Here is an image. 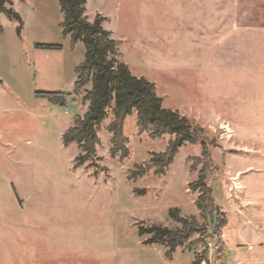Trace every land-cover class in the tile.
I'll use <instances>...</instances> for the list:
<instances>
[{"label": "rangeland", "instance_id": "1", "mask_svg": "<svg viewBox=\"0 0 264 264\" xmlns=\"http://www.w3.org/2000/svg\"><path fill=\"white\" fill-rule=\"evenodd\" d=\"M85 7L90 20L104 18L122 61L155 84L163 107L210 131L208 184L226 228L217 230L189 189L203 167L192 170L200 143L180 147L163 175L151 169L130 178L168 140L137 133L135 114L124 125L127 158L111 155L109 108L95 153L77 164L84 152L62 135L87 111L90 84L72 93L84 46L62 35L58 0H12L20 36L18 21L0 12V162L22 178V195L42 196L28 207L58 211L73 230L74 259L88 264H264V0H86ZM36 92L70 97L60 105ZM172 210L199 231L172 249L147 243L153 234L141 228H182Z\"/></svg>", "mask_w": 264, "mask_h": 264}, {"label": "trees", "instance_id": "2", "mask_svg": "<svg viewBox=\"0 0 264 264\" xmlns=\"http://www.w3.org/2000/svg\"><path fill=\"white\" fill-rule=\"evenodd\" d=\"M62 14L61 28L64 37L69 36L74 45L81 42L84 46L83 60L75 67L77 78L73 94L80 96L82 90L90 84L82 100L88 102V109L83 115L73 118L72 125L63 133L65 146L77 143L84 153L78 156L77 164H83L96 150L99 144L98 128L107 117L111 108L112 121L108 124L111 133L112 156L118 155L120 161L129 156L128 138L124 134L125 120L128 116H136L137 133L147 134L150 139L168 137L166 148L162 153H153L143 165L137 166L130 178L144 176L151 169L163 175L172 163L179 148L185 144L200 143L202 157L192 158L194 166L202 164L197 180L189 184L192 192H198V207L215 221L217 230L226 225V219L214 206L213 190L209 186V174L212 158L209 150L210 131L200 125L193 117L181 114L178 110L162 106V98L157 94L155 84L144 77L135 76L122 61L119 49L121 43L112 38L102 23L104 18L96 15L90 20L86 15V0H58ZM11 0H0V12L10 19L18 21L17 35H21L23 21L12 8ZM3 28L0 25V33ZM37 48L60 49L61 45L36 44ZM38 96L64 105L70 97L65 92H36ZM210 143H214L212 139ZM171 217L179 220L182 228L171 230L162 225L153 224L149 228H141L140 235L150 234L147 243H167L170 249L183 246L192 235L199 231L195 220L179 217L176 210L170 211ZM198 260L195 264H199Z\"/></svg>", "mask_w": 264, "mask_h": 264}, {"label": "crops", "instance_id": "3", "mask_svg": "<svg viewBox=\"0 0 264 264\" xmlns=\"http://www.w3.org/2000/svg\"><path fill=\"white\" fill-rule=\"evenodd\" d=\"M21 179L0 162V264H88L74 259L73 230L59 223L58 211L28 207L42 196L22 195Z\"/></svg>", "mask_w": 264, "mask_h": 264}]
</instances>
